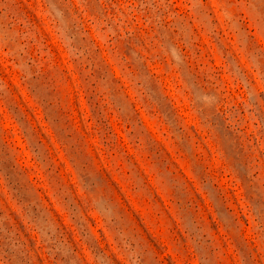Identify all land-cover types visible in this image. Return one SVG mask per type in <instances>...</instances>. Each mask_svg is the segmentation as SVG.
<instances>
[{
    "label": "rangeland",
    "instance_id": "1",
    "mask_svg": "<svg viewBox=\"0 0 264 264\" xmlns=\"http://www.w3.org/2000/svg\"><path fill=\"white\" fill-rule=\"evenodd\" d=\"M0 264H264V0H0Z\"/></svg>",
    "mask_w": 264,
    "mask_h": 264
}]
</instances>
